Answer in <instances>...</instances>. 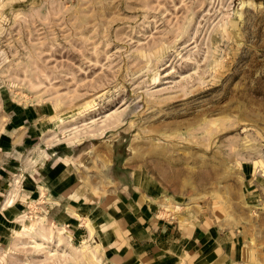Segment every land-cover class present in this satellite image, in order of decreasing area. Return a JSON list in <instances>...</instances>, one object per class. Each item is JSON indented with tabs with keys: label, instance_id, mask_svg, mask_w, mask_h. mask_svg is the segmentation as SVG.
I'll use <instances>...</instances> for the list:
<instances>
[{
	"label": "rangeland",
	"instance_id": "obj_1",
	"mask_svg": "<svg viewBox=\"0 0 264 264\" xmlns=\"http://www.w3.org/2000/svg\"><path fill=\"white\" fill-rule=\"evenodd\" d=\"M66 153L101 190L126 165L160 217L230 226V264H264V0H0V173L20 187ZM32 207L0 214V264L89 259Z\"/></svg>",
	"mask_w": 264,
	"mask_h": 264
},
{
	"label": "crops",
	"instance_id": "obj_2",
	"mask_svg": "<svg viewBox=\"0 0 264 264\" xmlns=\"http://www.w3.org/2000/svg\"><path fill=\"white\" fill-rule=\"evenodd\" d=\"M113 165L120 170L112 171V178L123 185L108 190L97 189L94 181L81 177L75 156L68 153L28 171L20 187L17 178L0 173V214L22 216L23 209L33 206L27 221L39 215L41 221H51L58 228L57 239L67 233L71 239L63 242L79 241L89 249L83 264H230L235 260L232 227L209 222L202 214L176 220L160 217L143 190L121 180L126 165L116 161Z\"/></svg>",
	"mask_w": 264,
	"mask_h": 264
},
{
	"label": "trees",
	"instance_id": "obj_3",
	"mask_svg": "<svg viewBox=\"0 0 264 264\" xmlns=\"http://www.w3.org/2000/svg\"><path fill=\"white\" fill-rule=\"evenodd\" d=\"M125 157H126V154H123L122 159H125Z\"/></svg>",
	"mask_w": 264,
	"mask_h": 264
}]
</instances>
